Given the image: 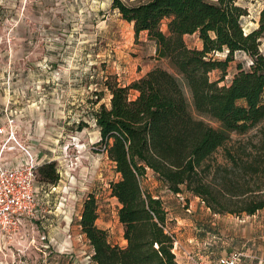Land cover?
<instances>
[{
    "label": "rangeland",
    "instance_id": "374dc122",
    "mask_svg": "<svg viewBox=\"0 0 264 264\" xmlns=\"http://www.w3.org/2000/svg\"><path fill=\"white\" fill-rule=\"evenodd\" d=\"M124 1L134 5L148 0ZM112 2L0 0V126L9 105L16 114L18 139L31 146L41 165L55 161L63 178L56 190H49L37 172L42 212L29 221L25 237L0 241V264H58L59 256L66 257L68 264H94L91 245L78 226L83 202L90 194L98 203L97 224L108 231L112 243H124L120 204L110 187L120 175L99 143L95 120L100 106L110 103L104 82L115 76L127 83L156 66L176 71L167 59L154 55L155 41L145 32L136 36L133 23L124 20ZM237 4L248 10L242 18L245 31L257 28L264 0H237ZM167 21L161 24L163 30ZM185 40L190 47L199 45L197 36ZM260 51L264 53V35ZM226 55L222 51L214 57L224 59ZM251 63L250 54L236 52L219 85L230 84L239 67L248 69ZM221 77L220 70L211 73L212 80ZM186 95L194 116L220 126L199 115L188 89ZM257 131L258 127L251 129L244 139L253 143ZM223 153L220 148L212 160L225 163ZM143 186L163 201L168 229L179 246L195 234L207 243L193 247L187 240L193 259L201 254L214 258L238 249L244 234L264 227L263 210L255 216L215 214L200 197L188 191L172 192L151 170L144 176ZM177 253L183 264L185 255L180 250Z\"/></svg>",
    "mask_w": 264,
    "mask_h": 264
},
{
    "label": "trees",
    "instance_id": "16d2710c",
    "mask_svg": "<svg viewBox=\"0 0 264 264\" xmlns=\"http://www.w3.org/2000/svg\"><path fill=\"white\" fill-rule=\"evenodd\" d=\"M112 7L133 23L136 36L146 32L156 42L157 57L167 59L176 74L157 66L128 85L115 76L106 78L110 103L100 106L95 120L99 143L120 175L110 187L120 204L118 219L126 243H112L108 231L97 224L93 194L83 202L81 232L97 264H180L163 201L143 186L148 170L172 192L200 197L215 214L253 215L264 209V6L259 26L249 32L242 22L248 10L237 0H148L134 5L113 0ZM195 33L202 48L185 40L186 34ZM222 51H227L224 59L214 57ZM238 51L252 56L250 67L240 66L230 84L219 85ZM216 70L222 77L212 80ZM186 89L199 115L219 127L194 116ZM255 127L256 140L249 143L244 137ZM220 148L225 163L212 160ZM37 172L48 185L61 179L55 161L40 165Z\"/></svg>",
    "mask_w": 264,
    "mask_h": 264
},
{
    "label": "built area",
    "instance_id": "2783aa9c",
    "mask_svg": "<svg viewBox=\"0 0 264 264\" xmlns=\"http://www.w3.org/2000/svg\"><path fill=\"white\" fill-rule=\"evenodd\" d=\"M16 114L9 105L5 106V121L0 126L2 144L0 146V241L22 239L24 226L36 219L42 212L39 189L36 184L40 163L32 154V148L18 139ZM15 141L18 148L25 153V158L10 161L4 152L8 143ZM44 238V236L42 237ZM2 243V242H1ZM178 247L175 241L174 252ZM2 245L0 244V253ZM245 256L240 249L231 251L216 259L201 254L193 259V264H242Z\"/></svg>",
    "mask_w": 264,
    "mask_h": 264
},
{
    "label": "crops",
    "instance_id": "0c3cea01",
    "mask_svg": "<svg viewBox=\"0 0 264 264\" xmlns=\"http://www.w3.org/2000/svg\"><path fill=\"white\" fill-rule=\"evenodd\" d=\"M145 34L148 37L146 32H145ZM186 36H197L198 37L197 33H195V34H186L185 37ZM198 40H199V45L197 46V48H202V42L199 39V37H198ZM156 50H157V45H156V42H155L154 55L157 57ZM147 56H149V54H147ZM161 59H164V58H161ZM153 68H155V67H153ZM153 68L147 69L140 76H137L134 79H131L129 82H127V83L124 82L122 84L123 85L130 84L132 81H134L136 79H139L140 77L144 76L147 72H149ZM119 82H120V79H119ZM0 139H1L0 140V146H1V144H2V136H0ZM32 154L37 159V161L39 162L38 155L36 153H34V150H32ZM4 155H5V158H7L10 161H19V160L25 158V156H26L25 153L20 148L17 147L15 141H11V142L8 143V146H7V149L4 152ZM59 172L61 174V179L59 180V182L56 185H48V189L49 190H51V189L52 190H56L59 187L60 181H63L62 173H61L60 170H59ZM262 210L264 212V209H262ZM249 216H251V215H249ZM252 216H255V214H253ZM80 217H81V215L79 216V220H80ZM78 226L80 227L79 223H78ZM26 227H27V225L24 226V230H26ZM122 228H123V226H122ZM259 228H263V229L262 230L258 229L256 232H253V233H251L249 235L244 234L243 235V239L240 241L238 249L242 250L244 252V254H245V256L242 258V261H241L242 264H264V227H262V225H259ZM195 229H197V226H195ZM26 232L23 231V233H24L23 237H25ZM189 237L186 238L184 243H181L180 246H179V241H177L178 242V247L175 249L176 256H178V253H177L178 250H180V252H182L185 255L184 256V260H183V262H184L183 264H193V257L190 254L192 251H191V247L187 246V240H189L190 242H193V247L195 245L198 247L199 245L202 246L204 244H207L206 242L201 241L200 238L197 237V234H195V236L192 237V238H189ZM58 239H60V240L63 239V236L59 237ZM2 241H5V239H2ZM125 243H126V240L124 239V243L123 244H125ZM179 247H180V249H179ZM233 250H236V249H232L231 248V251H233ZM231 251H229L228 253H230ZM93 252L94 251H93V248L91 246V252H90L91 256H92ZM228 253H226V254H228ZM226 254H224V255H226ZM218 257H220V256H217V257H214V258L210 257V258L216 259ZM59 258H60L59 259V263L60 264H68V262L66 261V257L59 256ZM93 263L97 264L95 261H93ZM179 263L182 264L180 261H179Z\"/></svg>",
    "mask_w": 264,
    "mask_h": 264
}]
</instances>
